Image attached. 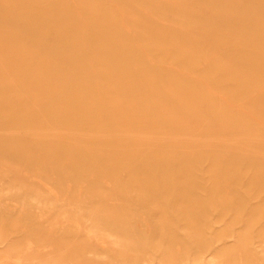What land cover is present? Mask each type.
I'll return each instance as SVG.
<instances>
[{"label":"rangeland","instance_id":"obj_1","mask_svg":"<svg viewBox=\"0 0 264 264\" xmlns=\"http://www.w3.org/2000/svg\"><path fill=\"white\" fill-rule=\"evenodd\" d=\"M0 264H264V0H0Z\"/></svg>","mask_w":264,"mask_h":264},{"label":"bare ground","instance_id":"obj_2","mask_svg":"<svg viewBox=\"0 0 264 264\" xmlns=\"http://www.w3.org/2000/svg\"><path fill=\"white\" fill-rule=\"evenodd\" d=\"M114 4V3H113ZM149 57V56H148ZM153 59V58H152ZM207 84V83H206ZM212 89V88H211ZM263 90V89H262ZM261 92V91H260ZM251 98V97H250ZM52 190V189H51ZM54 192V191H53ZM214 259V258H213Z\"/></svg>","mask_w":264,"mask_h":264}]
</instances>
